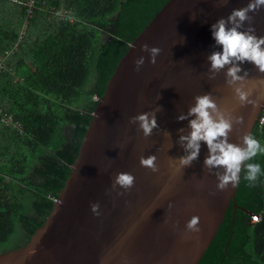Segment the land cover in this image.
<instances>
[{"label": "water", "instance_id": "obj_1", "mask_svg": "<svg viewBox=\"0 0 264 264\" xmlns=\"http://www.w3.org/2000/svg\"><path fill=\"white\" fill-rule=\"evenodd\" d=\"M248 3L168 0L149 19L110 75L53 206L22 244L0 248V264L198 263L238 185L217 190V170L210 174L204 167L208 149L203 142L198 160L177 171L178 158L184 155L178 130L190 131L188 121L177 117L188 112L196 96L211 93L221 109L243 117L242 124H234L229 142L240 143L246 133L254 136L264 99H259V107L241 106L226 84L227 69L210 80L207 60L212 52L222 51L215 45L211 25ZM250 15L255 34L264 36V9ZM248 26L245 23L241 30ZM144 44L161 49L156 64L141 50ZM140 57H145V63L137 71L135 60ZM241 68L240 75L249 73L245 89L252 90L249 98L264 97V83H260L264 74L251 63ZM157 108L159 128L145 138L138 125L129 121ZM151 155L157 157L159 172L140 165L141 156ZM121 172L135 177L128 191L119 186L112 189ZM94 203L100 206L99 216L91 210ZM193 216L200 218L201 230L186 238V224Z\"/></svg>", "mask_w": 264, "mask_h": 264}, {"label": "trees", "instance_id": "obj_2", "mask_svg": "<svg viewBox=\"0 0 264 264\" xmlns=\"http://www.w3.org/2000/svg\"><path fill=\"white\" fill-rule=\"evenodd\" d=\"M167 1L34 0L26 17L24 5L0 0V58L17 46L0 74V106L21 128L0 115V248L22 244L53 206L98 102L92 96H102L129 44ZM254 138L264 147V124ZM249 163L261 166L260 176L249 186L241 172L197 264H264V153Z\"/></svg>", "mask_w": 264, "mask_h": 264}, {"label": "clouds", "instance_id": "obj_3", "mask_svg": "<svg viewBox=\"0 0 264 264\" xmlns=\"http://www.w3.org/2000/svg\"><path fill=\"white\" fill-rule=\"evenodd\" d=\"M221 3L226 5L228 0H221ZM261 9H264V0H249L245 7L233 9L226 18H220L211 25L215 45L221 47L222 51H214L207 57L210 62L209 79H215L217 74L227 69L226 84L234 89L235 98L241 106L251 104L259 107V99H264V97L250 99L252 90H245L249 73L244 71L243 75H240L243 71L241 65L246 62L253 64L259 73L264 74V36L255 34V28L252 26L254 16L250 15V13H258ZM31 16L26 15V17ZM245 23L249 26L241 30L244 29ZM141 50L148 52L151 57L150 62L153 65L156 64L161 52L160 48L144 44ZM144 63L145 57L136 59V70L139 71ZM260 83H264V80ZM159 110L157 108L151 112L136 115L130 119L129 123L138 125V131L142 130L143 136L148 138L153 134L154 129L159 128L156 116ZM177 120H187L190 129L187 134H183L185 132L183 128L178 130L181 133L178 143L183 148L184 155L178 158L177 171L191 167L193 162L198 160L203 142L208 149L204 167L210 174L213 170H217L214 173L218 181L217 190L226 191L229 186L235 188L241 180L242 171H244L243 178L249 186H254L261 174V166L257 163H249V161L259 153H264V147L251 133L240 137V143L229 142V134L233 131L234 124H242L243 117L235 116L227 109H221L211 93H208L196 96L195 104L188 109L186 114L179 115ZM166 135L170 137L171 134L166 133ZM156 161L155 155L147 158L140 157V165L150 169L153 173L159 172ZM173 166H175V161H173ZM134 182L135 177L132 174L121 172L116 175L112 189L116 190L119 186L128 191L134 186ZM118 194L123 195L124 193L119 192ZM57 203H62V201ZM99 207L96 203L91 205L92 212L97 216L100 215ZM199 224L200 218L193 216L186 224L185 237L191 238L189 234L199 233L201 230Z\"/></svg>", "mask_w": 264, "mask_h": 264}, {"label": "built area", "instance_id": "obj_4", "mask_svg": "<svg viewBox=\"0 0 264 264\" xmlns=\"http://www.w3.org/2000/svg\"><path fill=\"white\" fill-rule=\"evenodd\" d=\"M20 2L22 3V5L26 7L27 16H31L33 14V11L37 8L36 4L34 3V0H25V1H20ZM66 16H70V14L60 13V17H66ZM5 54L0 58V74L8 69V67L5 64V58L7 57L8 53H5ZM92 99L98 100V97L96 95H93ZM0 115H2V118H1L2 123L5 124L6 126H11L13 128H20V125L14 122L13 116L9 114L8 112L3 111L1 107H0ZM263 124H264V110L262 112L258 125L262 126ZM259 219L260 217L253 216L254 222H257Z\"/></svg>", "mask_w": 264, "mask_h": 264}, {"label": "crops", "instance_id": "obj_5", "mask_svg": "<svg viewBox=\"0 0 264 264\" xmlns=\"http://www.w3.org/2000/svg\"><path fill=\"white\" fill-rule=\"evenodd\" d=\"M16 47H17V46L15 45L13 49H11L10 51H6V53H8L7 57L10 55V53L13 52V50H14ZM3 55H4V54H3ZM3 55H2V56H3ZM5 55H6V54H5ZM7 57H6V58H7ZM6 58H5V60H6ZM10 68H11V67H9V70H10ZM11 72H14L12 68H11ZM1 88H3V87H1ZM0 90H1V89H0ZM6 92H7V91H6ZM0 107H1V106H0ZM11 115H13V114H11Z\"/></svg>", "mask_w": 264, "mask_h": 264}, {"label": "rangeland", "instance_id": "obj_6", "mask_svg": "<svg viewBox=\"0 0 264 264\" xmlns=\"http://www.w3.org/2000/svg\"><path fill=\"white\" fill-rule=\"evenodd\" d=\"M12 1H14V2H19L20 4H22L19 0H12ZM33 15V14H32Z\"/></svg>", "mask_w": 264, "mask_h": 264}]
</instances>
